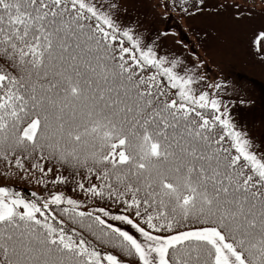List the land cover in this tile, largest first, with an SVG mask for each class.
Here are the masks:
<instances>
[{"label":"snow or ice","instance_id":"snow-or-ice-1","mask_svg":"<svg viewBox=\"0 0 264 264\" xmlns=\"http://www.w3.org/2000/svg\"><path fill=\"white\" fill-rule=\"evenodd\" d=\"M120 10L0 0V264H264V119Z\"/></svg>","mask_w":264,"mask_h":264},{"label":"rangeland","instance_id":"rangeland-1","mask_svg":"<svg viewBox=\"0 0 264 264\" xmlns=\"http://www.w3.org/2000/svg\"><path fill=\"white\" fill-rule=\"evenodd\" d=\"M119 3L122 26L137 28L149 42L159 36L160 53L179 56L189 68L199 63V71L206 76L201 90L209 83L226 85L218 95L231 102L232 114L254 121L260 129L264 119V48L256 40L264 30V0H204L202 6L199 0ZM165 32L168 35H163ZM111 222L135 234L131 226Z\"/></svg>","mask_w":264,"mask_h":264},{"label":"trees","instance_id":"trees-1","mask_svg":"<svg viewBox=\"0 0 264 264\" xmlns=\"http://www.w3.org/2000/svg\"><path fill=\"white\" fill-rule=\"evenodd\" d=\"M188 2H193V3H196L197 0H188ZM259 47H261L259 45ZM264 48V47H262ZM4 170V165H3V161H0V173H2ZM5 183H8V184H12V183H15L16 187L20 190H23L25 192V194H30L31 191H39V189L33 185V184H30V183H27L25 181H20L19 179H16V180H5V178L3 177L2 174H0V184H5ZM107 247V246H105ZM109 250H111L114 254L118 253L119 250L118 249H114V248H110Z\"/></svg>","mask_w":264,"mask_h":264}]
</instances>
